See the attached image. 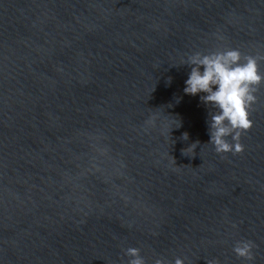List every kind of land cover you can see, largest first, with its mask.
<instances>
[{
  "label": "water",
  "instance_id": "water-1",
  "mask_svg": "<svg viewBox=\"0 0 264 264\" xmlns=\"http://www.w3.org/2000/svg\"><path fill=\"white\" fill-rule=\"evenodd\" d=\"M228 49L264 0H0V264H264V82L235 154L184 93Z\"/></svg>",
  "mask_w": 264,
  "mask_h": 264
},
{
  "label": "clouds",
  "instance_id": "clouds-1",
  "mask_svg": "<svg viewBox=\"0 0 264 264\" xmlns=\"http://www.w3.org/2000/svg\"><path fill=\"white\" fill-rule=\"evenodd\" d=\"M183 64L191 66L184 93L192 96L203 93L200 99L216 109L210 120V143L216 152H242L244 145L240 137L253 126L250 110L257 99L254 93L264 82L258 58L251 55L243 57L239 49H228L209 54L195 53ZM187 137L188 134L184 133V138ZM228 137H231V142ZM253 247L251 241H240L234 251L251 260ZM127 255L131 257L129 264H146L139 248H128ZM155 264L167 262L160 258L155 260ZM175 264H184V261L178 258Z\"/></svg>",
  "mask_w": 264,
  "mask_h": 264
}]
</instances>
